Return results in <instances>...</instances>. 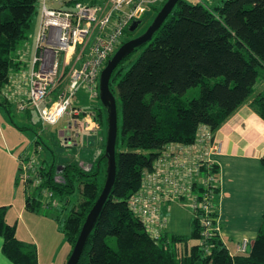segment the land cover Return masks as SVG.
Returning a JSON list of instances; mask_svg holds the SVG:
<instances>
[{
    "label": "trees",
    "instance_id": "trees-1",
    "mask_svg": "<svg viewBox=\"0 0 264 264\" xmlns=\"http://www.w3.org/2000/svg\"><path fill=\"white\" fill-rule=\"evenodd\" d=\"M38 6L39 0H0V91L19 67L15 54ZM125 33L135 35L128 28ZM257 84H264V0H223L214 6L179 0L151 39L127 55L111 75L110 89L121 104L116 175L77 264H264V217L245 253H229L214 236L210 253L205 254L199 248L197 218L192 217L189 235L164 232L154 241L128 209L143 172L152 167L166 143H191L199 124L215 132L248 100L264 120V86L255 92ZM194 87L197 96L185 97ZM0 104L7 108L2 97ZM101 109L106 115L103 105L93 108L100 125ZM104 123L107 128L106 119ZM105 142L106 133L101 152L86 168L73 160L41 167V188L52 191L54 199L79 195L68 210L69 199L61 203L66 214L54 218L71 249L105 181ZM36 192L38 196L26 200L30 210L41 205V190ZM5 214L6 207L1 206L3 254L13 264H38L36 248L16 238L15 225L6 221Z\"/></svg>",
    "mask_w": 264,
    "mask_h": 264
},
{
    "label": "built area",
    "instance_id": "built-area-1",
    "mask_svg": "<svg viewBox=\"0 0 264 264\" xmlns=\"http://www.w3.org/2000/svg\"><path fill=\"white\" fill-rule=\"evenodd\" d=\"M163 1L40 0L34 53L20 71L27 95L18 102V108L30 109L49 125L66 116L65 136L70 145L82 142L87 132L99 131L101 125L95 119L93 105L99 104L100 72L125 42L123 36L130 23L142 19L147 10ZM19 58L22 61L24 55ZM79 90L86 94L90 108L76 104ZM220 150L215 132L207 124L198 125L191 143L168 142L161 148L152 167L143 172L138 190L128 200L129 211L151 239L158 241L166 230L164 205L178 202L197 218L199 248L210 253V239L220 237L221 230L215 204L218 168L212 159ZM19 164L23 184L33 191L41 190L42 206L57 207L58 200L53 198L52 191L41 188L38 151L21 155ZM237 251H247L246 239Z\"/></svg>",
    "mask_w": 264,
    "mask_h": 264
},
{
    "label": "crops",
    "instance_id": "crops-1",
    "mask_svg": "<svg viewBox=\"0 0 264 264\" xmlns=\"http://www.w3.org/2000/svg\"><path fill=\"white\" fill-rule=\"evenodd\" d=\"M40 5V4H39ZM39 22V6L37 14L33 16L27 37L18 46L15 60L19 62V67L11 71L9 82L1 89V97L6 100L8 106H16L19 101L26 99L27 85L21 79L20 71L24 69L34 53V39ZM24 55L21 61L19 56ZM12 78V79H11ZM20 79V80H19ZM18 80L20 82H18ZM260 89L264 84H260ZM259 89V90H260ZM76 104L83 109H88L92 105L89 103L86 94L79 90L76 93ZM13 106V107H14ZM98 107L97 105H93ZM0 107L5 106L0 104ZM9 113V108L7 109ZM16 108V107H15ZM14 108V109H15ZM16 111V109H15ZM17 113V112H16ZM33 113L30 109H24L18 113L23 123L29 124V118ZM102 126L97 132H87L82 136L81 148L85 151L87 166L99 155L103 145ZM25 129L24 127L22 130ZM67 129V128H66ZM66 129L60 131L66 147H77L70 145L69 139H66ZM63 135V136H62ZM215 137L221 145V150L213 154L212 159L218 168V189L215 198L217 214L221 226L220 240L228 248L229 253L240 254L237 246L243 239L247 240V250L255 240L261 227L264 217V120L252 109L250 100L246 101L231 114L222 125L215 131ZM0 207L9 205L14 208L20 204L17 211V218L13 223L10 209L6 210L5 219L9 224L15 225V236L17 237V222L21 219L27 224V233L35 242V248L38 243V254L41 252L39 242L35 238L31 224L35 223L36 217L28 215L25 218V211H36L27 208L26 200L38 196L36 191L26 187L19 177V158L21 155L35 153L21 151V143L12 141L11 147L16 148L17 152L9 150L7 141L9 139L0 132ZM36 142V141H35ZM71 149V148H70ZM54 163V162H53ZM58 177V176H57ZM22 183L23 195L19 192L18 185ZM32 190V191H31ZM42 206V204H41ZM36 208V206H35ZM48 210V216L55 221V216L59 212H53V208L44 207ZM36 214V213H35ZM163 214L168 218L166 234L186 236L191 232L192 215L188 208L178 202H171L163 207ZM47 220V221H46ZM49 229H44V234L52 230L53 225L48 219H45ZM49 222V223H48ZM55 226V225H54ZM29 228V229H28ZM59 230V228H58ZM21 241V240H20ZM23 242V241H22ZM3 238L0 236V264H13L2 252ZM71 249V247H70ZM70 249L65 253L67 261ZM61 262L65 264L66 261ZM37 263L38 256H37Z\"/></svg>",
    "mask_w": 264,
    "mask_h": 264
},
{
    "label": "rangeland",
    "instance_id": "rangeland-1",
    "mask_svg": "<svg viewBox=\"0 0 264 264\" xmlns=\"http://www.w3.org/2000/svg\"><path fill=\"white\" fill-rule=\"evenodd\" d=\"M40 1V0H39ZM103 0H96V2H101ZM166 1V0H165ZM161 2L159 4H156L154 7L159 10L163 3ZM189 2H200L201 4L214 6L219 5L222 3L223 0H187ZM153 7V8H154ZM153 8L151 10H147L143 23L139 26V29L137 30V33L144 30L152 21L153 17L155 16ZM131 35L125 34L123 36V40H127L130 38ZM142 48H140L134 56H132L131 60L126 62L124 66V70L128 68L130 63L135 59V56L141 51ZM260 89V86L257 84L255 85V92ZM198 94V87L190 88L187 92L185 97L191 98L195 97ZM14 106V105H13ZM11 106L9 108V113H7L8 110H6L3 107H0V132L6 136L9 141L7 143L9 145V150H13V152H17L16 148L11 147L12 141L20 142L21 144V151H30L32 152L34 149L38 150V156L40 158L41 165L43 166H50V163L54 161L56 166L62 165L65 160H73L78 162V164L86 168V162L88 160L85 158V151H88L89 149H82L81 142L79 141L77 147H66L63 141V138L60 136V131L65 130L68 124L67 117L61 118L56 124L49 125L42 123L39 119V117L33 112L31 113V116L29 118V124L23 123L18 116V113L23 112V109L18 108V104L16 106ZM98 106H102L100 100ZM16 107V108H15ZM7 108V109H8ZM16 111H15V109ZM17 112V113H16ZM117 113H118V128H121V104L119 100H117ZM101 119H102V129L101 133L103 134V142H104V135L106 133L107 128L105 127L104 120L106 119L105 111L104 109H101ZM25 128L22 130V128ZM63 136V135H62ZM36 141V142H35ZM1 144V140H0ZM70 146V144H69ZM71 148V149H70ZM43 163V164H42ZM22 183H19L17 186L19 189V192L21 195H23L22 192ZM32 191V190H31ZM24 196V195H23ZM79 195L77 192H74L72 194L66 195L63 194L62 196L57 195V208H53V212H59V215L61 217H64L66 214V211L59 208L61 203L66 204L65 201L69 199V204L65 208L68 210L78 199ZM20 208V204H17L14 208H11L9 205H7L6 210L10 209L13 219V223L16 220L17 211ZM36 213V214H35ZM34 216L36 219L34 220V224H31V227L36 240L39 242L41 247V252L38 254V243L36 246V252L38 256L39 264H61L65 260V253L68 249H70V244L67 242L65 236L58 230L56 227V223L51 219L48 215V210H46L43 206H39L36 211H25V218L28 216ZM45 219H48L50 223H52L53 228L52 230H49V232H46L44 234V229H49L47 226V223L45 222ZM47 221V220H46ZM49 223V222H48ZM55 225V226H54ZM29 229V228H28ZM17 237L23 241L25 244L29 245L30 247H35L34 241L29 237V234L27 233V224H24L23 221L18 220L17 222ZM113 245V240L111 239L110 242ZM66 261V260H65Z\"/></svg>",
    "mask_w": 264,
    "mask_h": 264
},
{
    "label": "water",
    "instance_id": "water-1",
    "mask_svg": "<svg viewBox=\"0 0 264 264\" xmlns=\"http://www.w3.org/2000/svg\"><path fill=\"white\" fill-rule=\"evenodd\" d=\"M179 0H166L156 12L151 23L139 35L128 39L120 45L114 54L107 60L99 75V100L106 110V142L104 156L107 160L105 181L94 205L89 210L82 224L79 235L71 249L65 264H77L79 257L85 247L90 232L92 231L102 207L112 189L116 175L115 145L118 133V113L115 95L110 89V78L118 64L136 48L141 47L151 39L155 31L162 25L175 4ZM143 21L141 19L132 21L128 26L129 32H134Z\"/></svg>",
    "mask_w": 264,
    "mask_h": 264
},
{
    "label": "flooded vegetation",
    "instance_id": "flooded-vegetation-1",
    "mask_svg": "<svg viewBox=\"0 0 264 264\" xmlns=\"http://www.w3.org/2000/svg\"><path fill=\"white\" fill-rule=\"evenodd\" d=\"M139 29V27L134 31L135 32V35L134 36H132V37H130V38H133V37H135V36H137V35H139L140 33H137V30ZM127 34V33H126ZM129 38V39H130ZM128 40V39H127ZM126 41V40H125Z\"/></svg>",
    "mask_w": 264,
    "mask_h": 264
}]
</instances>
